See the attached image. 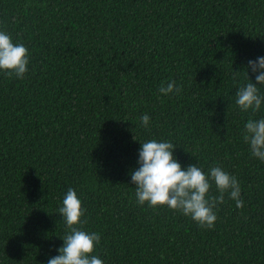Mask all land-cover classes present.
<instances>
[{
  "label": "trees",
  "instance_id": "obj_1",
  "mask_svg": "<svg viewBox=\"0 0 264 264\" xmlns=\"http://www.w3.org/2000/svg\"><path fill=\"white\" fill-rule=\"evenodd\" d=\"M0 30L29 60L23 78L0 70V264L59 255L69 188L103 264H264V161L242 135L264 103L235 102L264 56V0H0ZM152 139L235 176L243 208L225 193L209 229L139 205L130 173Z\"/></svg>",
  "mask_w": 264,
  "mask_h": 264
},
{
  "label": "clouds",
  "instance_id": "obj_2",
  "mask_svg": "<svg viewBox=\"0 0 264 264\" xmlns=\"http://www.w3.org/2000/svg\"><path fill=\"white\" fill-rule=\"evenodd\" d=\"M28 63L27 48L21 43H13L10 35L0 30V70L8 76L23 78ZM249 69L255 76V83L248 75ZM245 71L248 83L238 88L235 102L241 111L251 110L255 114L264 103V95L260 93V86H264V56L249 60ZM239 74V71H234V78ZM174 90L177 94L181 90L175 81L168 82L166 86L162 84L159 88L163 95ZM140 119L144 127L149 125L150 117L147 114ZM242 135L251 155L264 161V117L249 119ZM175 148L171 142H158L155 139L141 143L137 161L139 166L130 173L139 205L147 203L153 208L166 205L209 229L217 220L214 209L224 203L225 193L236 201L237 208H243L241 188L235 176L220 166L210 167L207 174L196 164L182 168L173 155ZM213 183L219 192L217 196L209 194ZM84 212L76 191L69 188L63 198V206L58 209L66 225V234L61 238L63 246L58 249L59 255L49 258L47 264H103L100 258L90 255L101 237L99 233L83 230L82 224L87 223L86 220L81 221Z\"/></svg>",
  "mask_w": 264,
  "mask_h": 264
}]
</instances>
